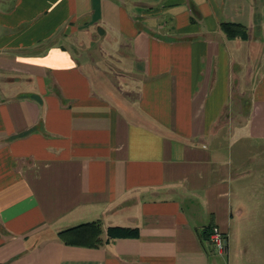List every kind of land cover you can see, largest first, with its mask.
<instances>
[{
	"label": "crops",
	"instance_id": "crops-1",
	"mask_svg": "<svg viewBox=\"0 0 264 264\" xmlns=\"http://www.w3.org/2000/svg\"><path fill=\"white\" fill-rule=\"evenodd\" d=\"M87 27L133 99L60 41ZM0 264H264V0H0Z\"/></svg>",
	"mask_w": 264,
	"mask_h": 264
},
{
	"label": "rangeland",
	"instance_id": "rangeland-1",
	"mask_svg": "<svg viewBox=\"0 0 264 264\" xmlns=\"http://www.w3.org/2000/svg\"><path fill=\"white\" fill-rule=\"evenodd\" d=\"M78 27V26H77ZM89 32L83 31L67 33L63 40L77 54L90 72L97 76L100 88L116 95L117 98L133 99L136 94V74L120 59L121 50L111 41H106L101 29L87 27ZM72 30H76L73 28ZM61 35V34H60ZM68 37V39H67ZM112 95V96H113ZM238 143L234 142L233 152Z\"/></svg>",
	"mask_w": 264,
	"mask_h": 264
},
{
	"label": "trees",
	"instance_id": "trees-1",
	"mask_svg": "<svg viewBox=\"0 0 264 264\" xmlns=\"http://www.w3.org/2000/svg\"><path fill=\"white\" fill-rule=\"evenodd\" d=\"M220 28L228 38H241L247 37V29L240 23L222 22ZM101 227L96 222H85L67 229L59 231L58 235L66 242L78 245L96 246L102 243L99 237ZM107 236H127L134 234V231L122 227H108Z\"/></svg>",
	"mask_w": 264,
	"mask_h": 264
},
{
	"label": "built area",
	"instance_id": "built-area-1",
	"mask_svg": "<svg viewBox=\"0 0 264 264\" xmlns=\"http://www.w3.org/2000/svg\"><path fill=\"white\" fill-rule=\"evenodd\" d=\"M208 237L212 242V244L214 245L215 249L219 253L226 252L227 249L226 237L217 226L212 225L210 227V230L208 232Z\"/></svg>",
	"mask_w": 264,
	"mask_h": 264
}]
</instances>
